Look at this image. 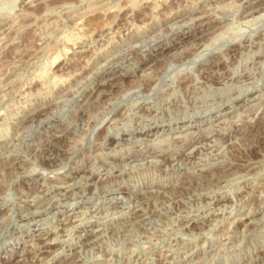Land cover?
<instances>
[{
  "label": "rangeland",
  "instance_id": "1",
  "mask_svg": "<svg viewBox=\"0 0 264 264\" xmlns=\"http://www.w3.org/2000/svg\"><path fill=\"white\" fill-rule=\"evenodd\" d=\"M44 263L264 264V0H0V264Z\"/></svg>",
  "mask_w": 264,
  "mask_h": 264
},
{
  "label": "bare ground",
  "instance_id": "2",
  "mask_svg": "<svg viewBox=\"0 0 264 264\" xmlns=\"http://www.w3.org/2000/svg\"><path fill=\"white\" fill-rule=\"evenodd\" d=\"M134 3V2H133ZM120 7V6H119ZM123 7V6H122ZM127 8V7H126ZM134 9V8H133ZM79 49V48H78ZM144 60V59H143ZM146 64V63H145ZM112 75V74H111ZM110 79V78H109ZM92 82V81H91ZM108 83V82H107ZM111 85V84H110ZM108 87H109V85H108ZM90 89V88H89ZM111 91V90H110ZM100 92V91H99ZM95 94V93H94ZM97 95V94H96ZM104 95V94H103ZM100 99V98H99ZM79 110H80V108H79ZM159 122V121H158ZM157 126V125H156ZM145 127V126H144ZM137 130V129H136ZM139 131H140V129H138ZM136 132V131H135ZM157 134V133H156ZM201 134V133H200ZM191 140V139H190ZM216 141V140H215ZM230 143V142H229ZM188 151V150H187ZM198 152V151H197ZM156 154V153H155ZM120 155V154H119ZM120 158V157H119ZM135 158V157H134ZM169 158H171V157H169ZM130 160V159H129ZM153 160V159H152ZM158 160V159H157ZM167 160V159H166ZM169 160V159H168ZM148 161V160H147ZM156 161V160H155ZM183 161V160H182ZM137 162V161H136ZM161 162V161H160ZM143 163V162H142ZM153 163V162H152ZM165 163V162H164ZM146 164V163H145ZM113 165V164H112ZM179 166V165H178ZM111 169V168H110ZM214 179V178H213ZM220 180V179H219ZM211 181V180H210ZM217 181V180H216ZM71 182V181H70ZM133 189V188H132ZM65 190V189H64ZM122 190V189H121ZM102 191V190H101ZM107 191V190H106ZM148 191H150V190H148ZM113 197V196H112ZM105 198V197H104ZM125 198V197H124ZM89 199V198H88ZM127 199V198H126ZM142 199V198H141ZM25 201V200H24ZM65 202V201H64ZM147 202V201H146ZM29 203V202H28ZM151 204V203H150ZM76 205V204H75ZM53 206V205H52ZM117 209V208H116ZM92 210V209H91ZM43 211H45V210H43ZM85 211V210H84ZM115 211V210H114ZM126 211V210H125ZM34 212V211H33ZM107 212V211H106ZM142 212V211H141ZM26 214V213H25ZM22 215V214H21ZM125 215V214H124ZM28 218V217H27ZM32 218V217H31ZM235 218V217H234ZM34 219V218H33ZM132 220V219H131ZM38 222V221H37ZM28 224V223H27ZM86 224V223H85ZM66 225V224H65ZM71 225V224H70ZM93 227V226H92ZM119 228V227H118ZM63 229V228H62ZM61 229V230H62ZM82 229V228H81ZM85 229V228H84ZM96 229V228H95ZM97 229H98V227H97ZM96 229V230H97ZM62 232V231H61ZM51 233V232H50ZM74 233V232H73ZM69 234H71V233H69ZM54 235V234H53ZM47 236V235H46ZM78 238V237H77ZM50 239V238H49ZM55 240V239H54ZM64 241V240H63ZM67 245V244H66ZM52 249V248H51ZM44 250V249H43ZM60 250V249H59ZM47 253V252H46ZM51 254V253H50ZM262 255V254H261ZM53 258V257H52ZM15 262V261H14ZM45 264V263H44Z\"/></svg>",
  "mask_w": 264,
  "mask_h": 264
}]
</instances>
